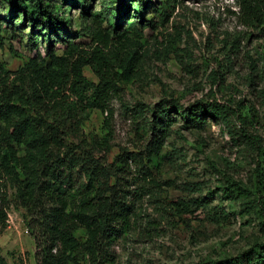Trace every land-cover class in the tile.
<instances>
[{
    "label": "rangeland",
    "instance_id": "rangeland-1",
    "mask_svg": "<svg viewBox=\"0 0 264 264\" xmlns=\"http://www.w3.org/2000/svg\"><path fill=\"white\" fill-rule=\"evenodd\" d=\"M25 1L23 11L11 0H0V61L9 70L7 81L29 59L47 58L48 49L65 53V39L75 42L73 57L96 44L106 49L95 39L98 28L114 45L110 67L118 87L105 110L88 105L78 110L81 122L66 135L67 142L89 146L95 138L102 146L107 140L109 149L102 153L108 160L122 149L140 150L148 138L150 113L138 102L152 104L164 95L184 104L197 98L227 102L246 114L250 131L264 135V29L249 22L237 0H148L142 12L137 0H81L84 7L70 5L72 0H41L71 21L50 32V43L31 15L35 0ZM118 4L128 9L114 32ZM131 50L135 55L128 72L121 58ZM82 72L97 81L90 64ZM91 94L87 89L83 102ZM206 120L201 127L186 126L175 115L150 167L154 180L139 176L129 161L130 213L107 240L102 264H191L235 255L264 240V219L227 182L252 186L256 155L236 145L219 118ZM0 180L8 198L0 253L8 264H36L34 236L16 185L8 175ZM76 233L84 239L81 229Z\"/></svg>",
    "mask_w": 264,
    "mask_h": 264
},
{
    "label": "trees",
    "instance_id": "trees-1",
    "mask_svg": "<svg viewBox=\"0 0 264 264\" xmlns=\"http://www.w3.org/2000/svg\"><path fill=\"white\" fill-rule=\"evenodd\" d=\"M137 1L142 12L148 0ZM11 2L13 8L26 10L25 0ZM237 2L249 22L264 29V0ZM71 3L84 7L81 0ZM33 6L31 15L42 27L40 32L47 43L51 31L58 30L62 23H71L41 0H35ZM127 9L128 5L116 6L114 32L120 15ZM93 33L106 49L96 44L88 53L82 51L73 57L75 42L65 39L67 53L48 49L47 58L29 59L16 70L17 75L11 81H7L9 70L0 61V179L8 175L16 185L28 217L26 223L34 236L36 264H102L107 240L117 223L124 222L130 213L129 161L139 176L144 174L154 180L151 164L177 113L186 126L194 127L203 126L208 116L219 118L236 145L255 153L253 185L229 178L227 182L264 219V135L250 131L246 114L227 102L197 98L184 104L173 95H164L152 104L140 101L139 106L150 113L148 138L140 150L122 149L111 160L107 159L106 151L102 153L104 148L109 149L107 140L102 146L97 145L100 140L95 138L89 146L85 141L82 144L66 141V135L81 122L78 110L84 111L87 105L105 110L110 94L118 87L114 80L116 71L110 67L115 58L109 54L114 51L112 39L99 28ZM121 33L116 34L118 40ZM134 52L127 51L121 58L123 70L129 72ZM86 64L96 74L95 83L82 72ZM89 88L91 97L83 102L82 96ZM65 90L76 98L69 99ZM7 205V194L0 189V225L5 223ZM184 207L189 209L186 204ZM78 229L85 234L83 240L76 233ZM0 264H8L1 253ZM191 264H264V240L255 241L235 255Z\"/></svg>",
    "mask_w": 264,
    "mask_h": 264
}]
</instances>
